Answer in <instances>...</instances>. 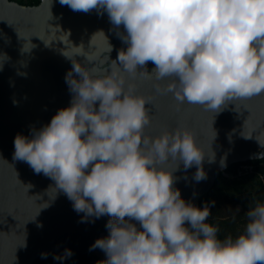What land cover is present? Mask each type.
<instances>
[{
  "label": "clouds",
  "instance_id": "obj_1",
  "mask_svg": "<svg viewBox=\"0 0 264 264\" xmlns=\"http://www.w3.org/2000/svg\"><path fill=\"white\" fill-rule=\"evenodd\" d=\"M60 3L75 12L107 13L126 47L111 60L110 45L111 65L104 71L96 67L98 54L83 45L73 46L74 57L95 61L91 68L64 54L72 60L65 75L71 103L29 136L18 133L13 158L52 179L84 214L81 222L110 217L108 236L89 249L105 253L97 264H264V204L248 208L235 239H219V226L206 222L215 201L197 206L174 187L181 163L185 170L196 166L195 181L206 179L203 162L206 156L213 162L214 153L210 157L179 122L147 133L152 117L146 105L155 96L139 93L129 79L145 75L156 81L155 95L171 94L178 106L212 112L264 94V0ZM148 62L155 65L151 73ZM52 255L63 261L73 252Z\"/></svg>",
  "mask_w": 264,
  "mask_h": 264
},
{
  "label": "water",
  "instance_id": "obj_2",
  "mask_svg": "<svg viewBox=\"0 0 264 264\" xmlns=\"http://www.w3.org/2000/svg\"><path fill=\"white\" fill-rule=\"evenodd\" d=\"M114 39L126 47L107 13L75 12L60 0L34 6L0 0V264H34L41 253L63 254L66 248L72 256L96 250L90 251V246L110 217L81 222L84 214L73 209L52 179L13 158L14 138L18 133L29 136L32 127L48 124L59 109L70 105L65 75L72 60L65 55L74 57L73 46L97 53L99 62ZM74 59L89 68L95 64L81 55ZM154 67L146 65L149 73ZM129 79L139 93L155 96L153 105H146L152 117L147 133L156 135L179 122L195 132L210 157L214 153L213 162L205 157L207 178L200 182L193 178L196 166L185 170L181 163L174 172V187L184 200L208 193L229 166L264 158V94L231 101L212 112L197 105L178 106L171 94L155 95L156 81L145 75ZM159 83L163 87L167 81Z\"/></svg>",
  "mask_w": 264,
  "mask_h": 264
},
{
  "label": "trees",
  "instance_id": "obj_3",
  "mask_svg": "<svg viewBox=\"0 0 264 264\" xmlns=\"http://www.w3.org/2000/svg\"><path fill=\"white\" fill-rule=\"evenodd\" d=\"M240 163L229 166L226 171L231 175H237ZM246 163L253 165L252 172L236 179L226 178L220 173L208 193L185 200H191L197 206L215 201V205L211 208V216L206 222L219 226L218 238L221 240L229 235L234 239L240 235L247 223L245 213L248 208L254 207L256 202L264 204V158ZM103 230L108 229L104 226ZM97 261L100 259L95 258L94 252H91L74 255L63 261L54 260L53 255L49 254L46 259L39 258L34 264H97Z\"/></svg>",
  "mask_w": 264,
  "mask_h": 264
},
{
  "label": "flooded vegetation",
  "instance_id": "obj_4",
  "mask_svg": "<svg viewBox=\"0 0 264 264\" xmlns=\"http://www.w3.org/2000/svg\"><path fill=\"white\" fill-rule=\"evenodd\" d=\"M10 1H14V2H16V3L20 4V5H24V6H34V5L40 4L43 0H10ZM110 45L112 46V51L110 53V59L114 60L115 57H116L117 52L123 47L119 45V42H118L117 39H114L113 42ZM108 57H109V51L107 50V51H105L103 57L101 58V60L104 58L107 61L105 63H103V64H101V60L96 63V67L100 71H104V70H106V69H108L110 67L111 61L108 60ZM149 64H152V62H148V65Z\"/></svg>",
  "mask_w": 264,
  "mask_h": 264
},
{
  "label": "built area",
  "instance_id": "obj_5",
  "mask_svg": "<svg viewBox=\"0 0 264 264\" xmlns=\"http://www.w3.org/2000/svg\"><path fill=\"white\" fill-rule=\"evenodd\" d=\"M243 163H246V162H243ZM252 170H253V165L250 164V163H248V165L238 166V168H237L238 174H242L243 172H250ZM222 174L224 176H227V175H229V172L225 170V171L222 172ZM107 236H108V234L103 230L101 232L99 238H103V237H107ZM93 252L96 255V258H98L100 260H101V258H105L106 257L105 254L101 250H99V249H96Z\"/></svg>",
  "mask_w": 264,
  "mask_h": 264
},
{
  "label": "rangeland",
  "instance_id": "obj_6",
  "mask_svg": "<svg viewBox=\"0 0 264 264\" xmlns=\"http://www.w3.org/2000/svg\"><path fill=\"white\" fill-rule=\"evenodd\" d=\"M244 165H248V163H243V162H241L238 166H244ZM250 172H252V171H250ZM250 172H243L242 174H237V175H231L230 173H229V175H227V176H225L226 178H229V179H236V178H238V177H240V176H243V175H245V174H247V173H250ZM133 223H135V221H133ZM105 232L108 234V230H105ZM95 258H96V255H95ZM104 259H106V257L105 258H101V260H104Z\"/></svg>",
  "mask_w": 264,
  "mask_h": 264
}]
</instances>
